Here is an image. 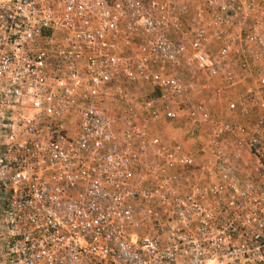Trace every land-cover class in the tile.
<instances>
[{
    "label": "built area",
    "instance_id": "obj_1",
    "mask_svg": "<svg viewBox=\"0 0 264 264\" xmlns=\"http://www.w3.org/2000/svg\"><path fill=\"white\" fill-rule=\"evenodd\" d=\"M0 264H264V0H0Z\"/></svg>",
    "mask_w": 264,
    "mask_h": 264
},
{
    "label": "rangeland",
    "instance_id": "obj_2",
    "mask_svg": "<svg viewBox=\"0 0 264 264\" xmlns=\"http://www.w3.org/2000/svg\"><path fill=\"white\" fill-rule=\"evenodd\" d=\"M206 78V77H204ZM203 78V79H204ZM188 79V78H186ZM206 82L208 81L207 79L205 80ZM212 83L210 81V83H207L209 86H212ZM128 89L133 91H135V93L137 94H143L144 92H148V95H145V97L147 98H151L154 100V105L156 107H161L162 106V101L159 99V92L154 89L152 90L151 87L147 86V85H129ZM213 89V88H210ZM133 91V92H134ZM216 98V97H215ZM200 101H202L204 104L207 105V107L209 108L212 116L214 119H217L219 121L222 122H236L238 121V117L231 111H229L227 109V96L225 95L224 97L221 98V100L218 99H213V98H209V99H204L202 98ZM212 101V102H211ZM212 104L215 105L214 107L216 108L218 106V108L225 109L224 111V115L220 116V117H216L214 115V108L212 107ZM209 105V106H208ZM173 106L180 111V117L178 119H160L159 121H153L149 123V125H151L153 128H155L157 131V134L161 137V139H163V141L165 142H175V141H179L184 143H188L190 145H192L194 148V153L197 157V152L196 149L199 147V143L200 142H208V140L211 138V132L210 130H207V128H209L210 123L208 121L205 120H196L193 121L189 118H187V116L182 112L181 107L178 106V104L176 103V101L173 103ZM218 116V115H217ZM208 131V133H207ZM208 135H206V134ZM156 134V135H157ZM205 135V137H204ZM207 137V139H205ZM235 142V140H233ZM228 143V140L227 142ZM185 145V144H184ZM198 146V147H197Z\"/></svg>",
    "mask_w": 264,
    "mask_h": 264
},
{
    "label": "crops",
    "instance_id": "obj_3",
    "mask_svg": "<svg viewBox=\"0 0 264 264\" xmlns=\"http://www.w3.org/2000/svg\"><path fill=\"white\" fill-rule=\"evenodd\" d=\"M179 35H178V33H176V37H178ZM181 39H183L182 37H181ZM184 40V39H183ZM184 41H186L188 44H190L189 43V39H185ZM135 47V44L133 43L131 46H130V49L132 50L133 48ZM175 72H180L179 70L177 71V70H174ZM150 87V86H149ZM207 87L205 86V87H202V88H200L199 90H197L196 91V98L198 99V100H201L202 98H204V99H211V98H213V99H218V100H221V98L222 97H224L225 95H227V93L229 92V89L227 88V85H225V84H222V82L221 83H219L218 81H214L213 83H212V86H208V88L206 89ZM210 88H213V89H210ZM151 89H152V87H151ZM135 90V89H134ZM133 90V91H134ZM153 90V89H152ZM134 93H135V91H134ZM143 94H145V95H148V92H144ZM142 95V94H141ZM216 97V98H215ZM212 102V101H211ZM209 106V105H208ZM215 105H213L212 104V107L215 109L214 110V112H215V114L216 115H214V116H216V117H220V116H223L224 115V111H225V109H222V107L221 108H218V106L215 108L214 107ZM218 115V116H217ZM239 118V117H238ZM237 118V119H238ZM238 121H245V119H243V118H241V119H238ZM148 125H149V122L147 123ZM149 128H150V131H151V133L152 134H157V130L155 129V128H153L151 125H149ZM207 130H210L209 128H207ZM207 133H208V131H207ZM206 134V133H205ZM158 135V134H157ZM206 135H208V134H206ZM204 137H205V135H204ZM205 139H207V137L205 138ZM227 140H228V144L227 143H225V142H227ZM233 138L232 137H230V136H226V137H224L223 139H222V141L224 142V144H227V145H230L232 142H233ZM222 142V143H223ZM207 143V142H206ZM185 144V146H186V148H187V150H189V151H192L193 153L195 152L194 151V148H195V146L193 147L192 145H190V144H188V143H184ZM201 144H205V142H200L199 143V147L201 146ZM198 147V146H197ZM199 147L196 149V152L198 151V149H199ZM226 153L227 152H229L230 151V148H226L225 150H224ZM199 155V154H198ZM246 156H248V155H246ZM201 157L200 156H197V159L199 160ZM250 164H248V163H238V162H236V163H234V169H235V173L237 174V176H239V177H244L247 173H248V171H249V169H250Z\"/></svg>",
    "mask_w": 264,
    "mask_h": 264
}]
</instances>
